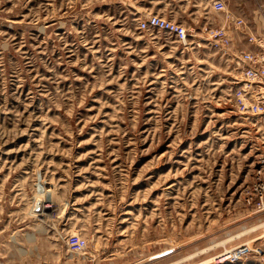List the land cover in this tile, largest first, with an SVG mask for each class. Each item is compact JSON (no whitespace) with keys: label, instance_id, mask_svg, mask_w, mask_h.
Listing matches in <instances>:
<instances>
[{"label":"rangeland","instance_id":"obj_1","mask_svg":"<svg viewBox=\"0 0 264 264\" xmlns=\"http://www.w3.org/2000/svg\"><path fill=\"white\" fill-rule=\"evenodd\" d=\"M122 3L0 0V264L72 232L82 264H264L241 65L199 28L140 30L148 13Z\"/></svg>","mask_w":264,"mask_h":264},{"label":"built area","instance_id":"obj_2","mask_svg":"<svg viewBox=\"0 0 264 264\" xmlns=\"http://www.w3.org/2000/svg\"><path fill=\"white\" fill-rule=\"evenodd\" d=\"M257 5L261 7V0ZM211 7L221 13L222 24L206 27L203 31V40L223 48L226 60L238 61L241 65L237 80V83H240L230 91L231 104L239 115L254 119V133L259 136L254 140V171L250 182L244 187L243 199L246 204L254 207V210H264V33L253 32L244 17L233 15L229 11L224 0H211ZM138 28L164 31L184 44L194 36L181 23L157 13H148L145 17L139 18ZM235 32L243 35L249 46L243 47L234 43ZM65 244L70 252L81 253L85 250L87 241L86 238L72 232L66 235ZM235 249L234 255L238 257L249 247L241 244Z\"/></svg>","mask_w":264,"mask_h":264},{"label":"crops","instance_id":"obj_3","mask_svg":"<svg viewBox=\"0 0 264 264\" xmlns=\"http://www.w3.org/2000/svg\"><path fill=\"white\" fill-rule=\"evenodd\" d=\"M133 14H140L143 10L145 13H158L163 14L168 19L181 23L187 29H200L203 33L204 29L211 24L209 17L215 10L211 7V0H120ZM166 1V2H165ZM170 2L171 9L165 11L162 3ZM227 0H224L226 4ZM259 0H234L233 6L227 7L233 15L244 17L250 29L253 32L264 33V0H261L262 5L259 7ZM122 3V4H123ZM227 6V4H226ZM149 10V11H146ZM154 11V12H151ZM221 15V13H220ZM222 18V15H221ZM194 23H199L198 25ZM222 24V20L217 24ZM194 26H199L195 27ZM234 43H238L243 47L249 46L244 39L243 35L234 33ZM27 237H30L26 233ZM63 249H47L37 246L36 249H14L12 254L23 253L24 261L19 264H82L80 260L75 259V255L71 253L65 246ZM45 254L52 255L45 257ZM35 256V257H34Z\"/></svg>","mask_w":264,"mask_h":264},{"label":"bare ground","instance_id":"obj_4","mask_svg":"<svg viewBox=\"0 0 264 264\" xmlns=\"http://www.w3.org/2000/svg\"><path fill=\"white\" fill-rule=\"evenodd\" d=\"M49 190H50V189H49ZM44 193H45V192H44ZM40 195H41V194H40ZM41 196H42V195H41ZM38 198H39V196H38ZM41 198H42V197H41ZM41 198H40V200H41ZM49 200H50V199H47L46 201H49ZM49 204H51V203H49ZM49 204H48V203H45V204L43 205V203H42V207H43V208H45V207H47V206L49 207V206H50ZM42 207H41V209H43ZM35 211H36V210H35ZM40 211H41V210H40ZM40 211H39V212H40ZM42 211H43V210H42ZM48 211H49V210H48ZM41 214H42V213H41Z\"/></svg>","mask_w":264,"mask_h":264}]
</instances>
